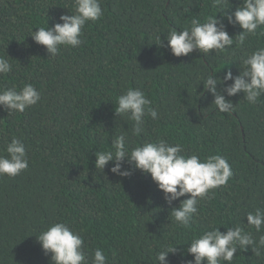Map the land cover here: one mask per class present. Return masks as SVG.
Instances as JSON below:
<instances>
[{
    "label": "trees",
    "instance_id": "1",
    "mask_svg": "<svg viewBox=\"0 0 264 264\" xmlns=\"http://www.w3.org/2000/svg\"><path fill=\"white\" fill-rule=\"evenodd\" d=\"M240 2L231 0V10ZM101 7L102 18L86 24L81 45L62 46L51 57L30 30L61 22V14L75 12L74 0H0V55L12 64L0 86L19 90L30 82L41 92L23 113L8 115L0 106V155L17 137L29 159L16 177L0 175V264H52L36 235L56 221L85 237L89 264L97 247L107 264H156L163 245L181 244L183 251L193 237L221 224L239 223L258 237L244 214L264 209V96L251 105L243 92L224 93L235 110L222 113L198 83L213 71L238 74L241 59L264 47V25L242 47L176 57L166 40L153 43L155 35L163 39L193 18L215 15L213 0H102ZM227 27L230 35L241 30ZM128 88L144 91L158 111L159 119L146 117L139 136L131 135L133 121L114 116L117 97ZM122 132L130 147L164 138L181 143L188 155L221 154L233 176L200 201L189 227H180L169 215L179 200L169 204L150 174L136 169L120 177L110 171L111 161L103 172L96 169L95 152L110 149L111 138ZM182 259L193 256H168L170 264ZM232 264H264V255L249 246Z\"/></svg>",
    "mask_w": 264,
    "mask_h": 264
},
{
    "label": "clouds",
    "instance_id": "2",
    "mask_svg": "<svg viewBox=\"0 0 264 264\" xmlns=\"http://www.w3.org/2000/svg\"><path fill=\"white\" fill-rule=\"evenodd\" d=\"M101 3L102 0H74V13L69 11L71 14H61V22L49 26L47 21V27H37L35 31L31 29L29 35L37 44L45 46L51 57L57 56L62 46L78 47L82 43L86 24L102 18ZM213 7L219 9L215 15L207 16L203 22L200 18H193L187 27L170 30L163 39L161 33L157 34L153 43L164 46L166 40L167 47L176 57L187 56L194 51L205 55L212 51L223 53L232 48L234 43L236 47L244 46L248 37L255 35L257 29L264 25V0H241L234 10H231V0H213ZM229 24L239 26L241 30L230 35L227 27ZM240 63L242 68L238 67L240 71L236 75L230 69L223 76L213 71L202 76L198 83L203 84L206 92L213 94L212 103L219 112L230 113L235 110V104L226 99L224 93L232 97L243 92L244 99L251 105L259 103L260 97L264 96V47L252 50ZM11 71L9 59L0 55V75ZM229 80L231 84L226 83ZM22 83L19 90L0 86V106L8 115L23 113L41 100V92L33 83ZM114 116L134 122L132 136L141 134L146 117L159 119L152 101L139 88H128L117 97ZM5 151L7 155H0V175L16 177L28 169L27 149L22 139L13 137ZM95 157V167L101 172L111 161L110 171L117 176L130 177L136 169L143 174H150L169 204L179 200V205L172 207L169 215L174 224L183 228L189 227L198 215L200 201L209 198L212 190L226 186L233 176L228 159L221 154L204 157L197 153L188 155L184 153L181 143H170L164 138L130 147L127 132L114 135L111 148L95 152ZM125 164L129 167H124ZM244 217L247 220L244 223L254 228L258 237L239 223L230 226L221 224L226 231L220 230L221 225L210 227L193 237L183 251L177 247L181 244L163 245L156 253V264H170L169 254L177 252H180L182 258L185 252L193 256V259H182V264H232L236 253L249 246L257 257L264 255V209L246 211ZM36 238L44 253L51 254L52 264H89L85 237L66 222H53ZM107 261L104 249L97 247L93 250L91 264H107Z\"/></svg>",
    "mask_w": 264,
    "mask_h": 264
}]
</instances>
